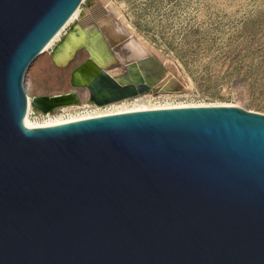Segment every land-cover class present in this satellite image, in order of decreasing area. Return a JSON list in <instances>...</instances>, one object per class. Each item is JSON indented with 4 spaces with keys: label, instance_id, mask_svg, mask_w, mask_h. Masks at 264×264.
<instances>
[{
    "label": "water",
    "instance_id": "water-1",
    "mask_svg": "<svg viewBox=\"0 0 264 264\" xmlns=\"http://www.w3.org/2000/svg\"><path fill=\"white\" fill-rule=\"evenodd\" d=\"M80 1L0 0V264H264V115L187 106L23 126L24 71ZM98 72L69 79L97 105L147 89Z\"/></svg>",
    "mask_w": 264,
    "mask_h": 264
},
{
    "label": "rangeland",
    "instance_id": "rangeland-1",
    "mask_svg": "<svg viewBox=\"0 0 264 264\" xmlns=\"http://www.w3.org/2000/svg\"><path fill=\"white\" fill-rule=\"evenodd\" d=\"M108 1L119 9L138 36L162 57L164 67L190 86L180 89L158 86L101 105L90 103L86 93L78 91L82 104L47 112L30 105V117L47 113L74 114L87 109L107 110L133 103L231 104L264 115V0ZM94 2L81 0L79 10L91 7ZM71 25L73 21L65 25L59 39ZM59 39L47 49L48 54ZM132 40L136 42V38ZM78 54L75 63L82 58V53ZM34 64L32 61L23 74L26 98L30 96L33 100L44 94L58 95L71 89L66 71L58 72L49 64L35 72Z\"/></svg>",
    "mask_w": 264,
    "mask_h": 264
},
{
    "label": "bare ground",
    "instance_id": "bare-ground-1",
    "mask_svg": "<svg viewBox=\"0 0 264 264\" xmlns=\"http://www.w3.org/2000/svg\"><path fill=\"white\" fill-rule=\"evenodd\" d=\"M71 21H73V25L78 27V37L75 38L70 36L69 41L64 43L61 50L54 55H51V53L48 54L46 52L48 51L47 49L59 39L62 29ZM133 38H136L137 44L132 40ZM76 47H80V49L74 51ZM79 52L82 53V58L75 63L76 55ZM32 61L35 62V72L39 68L49 64L58 72L66 71V80L71 89L67 92L65 91L64 93L58 94L60 96L58 98L60 103L54 106V108L59 109L81 103L80 99L82 96L80 97L77 93L78 91L86 93V97L89 98L85 86L70 85V77L74 81L73 83L84 84L88 79H91L95 74L99 73L98 71L111 77L119 84L128 83L132 86H145L147 91H151L158 86L162 89L178 87L180 89V87H188L189 85L188 82H185L186 80L184 82L180 81L173 72L164 67L162 57L138 36L119 9L108 0H95L91 7L84 10H79V6H77L63 25L42 46ZM74 67H77V69L71 73ZM26 100H28V102L22 120L23 126L26 129L47 127L80 119L137 110L187 106H235L231 104L173 105L165 103L154 105L133 103L129 106H116L107 110L94 109L92 111H87V109L81 113H76V111L74 114L49 115L47 113L43 116L30 117L29 115L32 114V107H30L32 97L28 96Z\"/></svg>",
    "mask_w": 264,
    "mask_h": 264
},
{
    "label": "flooded vegetation",
    "instance_id": "flooded-vegetation-1",
    "mask_svg": "<svg viewBox=\"0 0 264 264\" xmlns=\"http://www.w3.org/2000/svg\"><path fill=\"white\" fill-rule=\"evenodd\" d=\"M90 103H94V102L90 101ZM94 104H95V103H94ZM52 109H54V107H53ZM52 109H50V110H52Z\"/></svg>",
    "mask_w": 264,
    "mask_h": 264
}]
</instances>
